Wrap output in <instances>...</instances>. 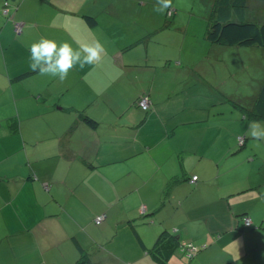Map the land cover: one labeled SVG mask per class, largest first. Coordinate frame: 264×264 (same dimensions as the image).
Listing matches in <instances>:
<instances>
[{"label": "crops", "instance_id": "1", "mask_svg": "<svg viewBox=\"0 0 264 264\" xmlns=\"http://www.w3.org/2000/svg\"><path fill=\"white\" fill-rule=\"evenodd\" d=\"M154 6L0 0V264H264V139L239 145L253 106L210 108L211 60L164 56L165 44L153 43L165 29ZM187 20L161 38L186 33ZM41 37L74 49L99 40L106 52L60 81L29 67ZM124 79L137 84L127 96ZM224 82L226 102L236 96ZM132 224L149 247L172 238L165 263L144 252ZM185 242L199 247L191 259Z\"/></svg>", "mask_w": 264, "mask_h": 264}, {"label": "rangeland", "instance_id": "2", "mask_svg": "<svg viewBox=\"0 0 264 264\" xmlns=\"http://www.w3.org/2000/svg\"><path fill=\"white\" fill-rule=\"evenodd\" d=\"M153 2L155 5L156 0H153ZM215 4L216 0H172L171 8L167 9L163 14L158 13L159 17L164 20L165 29L161 30V34L159 37L153 40V43L165 44L161 48L162 54L164 56L175 55L174 59L183 58L190 61L192 60L194 65L196 64V59L200 54H202V56H206L207 60L210 59L212 62L211 72L217 73L213 74L211 77L210 83H212L211 86L213 89L210 92V95H207L205 98L207 101L210 100V108L212 110H217L222 105L231 104L234 110L243 111V105L248 104L247 107H252L254 103V98L247 97L246 94H250L252 92V86L258 85L263 80L264 47H251L246 45H221L208 40L207 37L205 38L203 35L207 34V31L215 15ZM179 7L182 9H178ZM189 9L192 11V13L184 11ZM188 18H192V21L189 24L186 33L181 32L180 36L175 35L173 37H167L166 39L161 38L162 34L169 30V33H174V28L172 26L167 28V25H173V22L177 19L185 22L188 21ZM244 18L249 21L256 20L264 22V1L258 0L249 2V6L246 10V17ZM179 27H181V25ZM151 47L154 46L151 45ZM132 48H134V46L131 47V49ZM189 49H193V54L189 52ZM179 52L180 54L177 55ZM176 63L178 64L179 61H176ZM91 75L96 79L97 73L95 71H92ZM215 76L219 81H213ZM221 79L227 81L229 87L234 85L235 88L234 94L236 97L229 95V100L226 102L224 101L226 95L224 94L225 91H222V89L226 88V85L224 81H220ZM218 83H220L221 88L214 85ZM252 83L253 85L251 86ZM119 84L125 92L124 96L128 95L127 91H129L131 87L134 88L137 86V84L132 86V81L129 79L118 81L117 85ZM240 114H243V112H228L229 117L234 116L239 120L242 118V121L245 122L246 120L243 115H241L242 117L240 118L238 117ZM248 120L253 119L248 117ZM255 121H259L260 124L264 126V120L259 119ZM245 127L243 129L231 127V132L242 129L241 135L243 137L241 138L243 141H241V139L239 141V145L241 146L240 148H243L242 146H247V143L245 144L246 139L247 141L252 139V137L246 132ZM237 148L239 149V147Z\"/></svg>", "mask_w": 264, "mask_h": 264}, {"label": "trees", "instance_id": "3", "mask_svg": "<svg viewBox=\"0 0 264 264\" xmlns=\"http://www.w3.org/2000/svg\"><path fill=\"white\" fill-rule=\"evenodd\" d=\"M252 1L258 0H216L215 15L207 31V39L214 43L228 46L246 45L251 47H264V22L256 20L249 21L244 18L246 17V10L249 6V2ZM89 21L91 26H93L95 23L94 20L90 18ZM253 98L254 105L251 109L252 114L250 117L253 120H264V76L263 81L260 85V89ZM145 111H149V109ZM82 116L89 126L93 128L96 127L97 121L95 118L89 116L86 113H83ZM141 211L144 212L145 208ZM144 215L146 219L147 216L146 214ZM105 218L102 219V221L100 222H97L95 218V224L97 223L101 225L104 222ZM132 228V233L134 234L135 240L137 241V243H139L144 252H150L151 254H154L158 260L165 263L169 256V252L172 249V238H169L167 240L165 237V239H162L161 237L164 235L162 234L159 237L158 241L156 239L153 245L149 247L146 245L145 239L141 231L139 230V227L137 225L132 224ZM167 241L169 242V245H167ZM185 243L188 244L189 242ZM185 243H180V250L182 251V255L185 258L191 259V257L188 255V251L184 248ZM160 246H162L161 250L159 249ZM85 251L86 248H84V252Z\"/></svg>", "mask_w": 264, "mask_h": 264}, {"label": "clouds", "instance_id": "4", "mask_svg": "<svg viewBox=\"0 0 264 264\" xmlns=\"http://www.w3.org/2000/svg\"><path fill=\"white\" fill-rule=\"evenodd\" d=\"M171 7L172 0H156L153 11L163 14ZM105 52L106 48L99 40L79 45L74 49L67 42L58 44L54 40L41 37L38 42L31 45L29 67L34 72L38 70L42 76L50 75L64 81L75 66L79 65L83 70L85 66L100 61ZM248 135L257 141L264 139V126L259 121H252L249 124Z\"/></svg>", "mask_w": 264, "mask_h": 264}, {"label": "built area", "instance_id": "5", "mask_svg": "<svg viewBox=\"0 0 264 264\" xmlns=\"http://www.w3.org/2000/svg\"><path fill=\"white\" fill-rule=\"evenodd\" d=\"M15 27H16V31H17L18 33H21V32L23 31V23L17 21V22L15 23ZM138 102H139V105L141 106V108H143L144 110H148V109H149V106H150V103H151V100H150V97H149L148 94H143V95L140 96ZM240 139H241V141H243L242 138H240ZM240 139H239V141H240ZM197 179H198V176H197V175H194V176L192 177V179H191V182H195ZM104 218H105V215H98V216L96 217V221H97V222H100V221H102V219H104ZM245 221H246V224H247V225L251 224V219H250V217H246V220H245ZM184 248L188 251V255H189L190 257H192L193 255H195L197 249H199V247L196 246V245L193 244V243H188V244L185 243Z\"/></svg>", "mask_w": 264, "mask_h": 264}, {"label": "flooded vegetation", "instance_id": "6", "mask_svg": "<svg viewBox=\"0 0 264 264\" xmlns=\"http://www.w3.org/2000/svg\"><path fill=\"white\" fill-rule=\"evenodd\" d=\"M193 256H194V255H193ZM193 256H192V257H193ZM192 257H191V258H192Z\"/></svg>", "mask_w": 264, "mask_h": 264}]
</instances>
